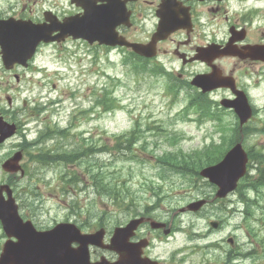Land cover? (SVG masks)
<instances>
[{
  "label": "rangeland",
  "instance_id": "1",
  "mask_svg": "<svg viewBox=\"0 0 264 264\" xmlns=\"http://www.w3.org/2000/svg\"><path fill=\"white\" fill-rule=\"evenodd\" d=\"M26 1L0 0V8L10 10L11 6H14V10H17L16 6ZM58 3H62V0H58ZM47 5V3H44V6ZM79 45L81 50H78L71 57L60 55L65 53L66 49H74L73 44L70 42L64 46L49 45L42 48L34 62L46 66V71H36L34 63V67L31 69L17 70L21 77V80L17 82L0 62V110H3L6 113V118L9 119L11 112L22 108L19 117L24 122L23 129L27 140H33L46 121L50 123L56 120L61 126L65 127L68 121L72 119L77 121V128L81 133H74L78 130L73 129L74 132L70 133L71 136H63L62 139L67 144L63 148H68L69 144H79L86 148L87 146L82 143L85 137L96 141V143L99 141L97 134L102 135L100 121L103 119V125L106 129L104 141L109 144V141L113 138V132L121 133L132 127V119L135 116H139L141 122L151 124L155 130L153 133L145 135L146 140L152 142V147L149 149L150 154H162L177 148L188 152L209 144L210 141L219 143L222 141L220 139L221 131L216 130L219 124L221 126L226 125V137L232 135L230 126L237 119L234 115H228V112L224 114V111L219 112L220 121L217 119L215 128L213 121L206 120L199 124L182 117L187 99L185 95H189L187 86L181 87L180 93L173 97L167 92L171 79L166 82L164 77L155 76L150 71H136L132 65V60L123 62L122 54L114 51L106 54L105 51L94 49V54L97 57L94 62L91 54L83 53L82 50L85 47L82 44ZM78 61L82 63L81 69L77 64ZM256 67L259 68L260 65ZM199 70L200 68L196 66L190 69L192 75ZM165 78L168 80L167 77ZM244 79L247 81L246 77ZM103 86L112 90V94L116 99L113 109L101 115V111L99 113L95 111L100 110V108H96L91 102L96 98V92H100L99 89ZM253 94L256 96L257 101L263 102V105L258 114L247 125L260 128L264 126V81L253 90ZM7 95L12 98L13 106L10 109H8L5 100ZM47 98L59 100V103L47 106L40 114L28 110L35 103L45 105ZM23 100H26L25 106H22ZM89 107H92L90 115L80 113H83V110ZM216 109L219 108L216 107ZM190 113L193 114V112ZM191 118H195V116ZM176 135L178 137L176 138V144H169V139ZM20 140L21 136L17 134L0 145V163L16 150L14 146ZM53 142H47V146H51ZM87 142L91 144L89 141ZM242 143L246 148L250 146L257 147L264 151V131L249 132L248 135H243ZM89 157V155H85L81 158V161H85L86 164ZM91 157L98 158L96 154ZM108 159L107 154L104 155V158L100 157L104 164H108L103 170L109 174V178L119 183L123 193L126 194L123 204H128L127 211H120L109 197H99L93 192L88 177L84 174L80 159L74 161L73 164L59 161V163L54 162L51 165L38 166L29 160L27 156H23L21 164H24L27 174L23 177L16 174L13 185L20 195L25 190L23 187H26V189L34 187L40 193L41 200L39 203L35 202L34 206H37V208L35 211H31L34 216L33 220L39 225L47 226L57 221L73 219L78 224L82 223L86 229L92 228L95 220L91 217L95 214H102L104 224L111 228L116 223L123 221L129 214L128 211H132L135 205H137V208L134 209V212L143 208L144 205L146 207L155 204L156 211H153L154 214H160L163 218H171L173 211L174 213L178 212L176 209L178 206L200 194L197 182H195L194 177L191 178V172L180 173V175L169 174L162 181L157 162L139 161L135 157H129V154L119 156V158L111 160V163ZM73 173L81 178V183L78 186H85V192L75 187L76 184L68 182L69 176ZM7 176L8 174L0 169V182L6 181ZM202 190L208 191V188L203 187ZM231 198L234 202L236 201L235 196ZM75 200L79 206L78 213H74L69 205ZM131 202H135V204L132 205ZM223 208L224 205L220 203L216 206L207 207L203 213L195 215L180 214L178 218L185 227L184 231L176 234L174 238L168 240V243L158 244L155 251L164 254L163 245L166 244H168L166 250H170L179 243L191 245L197 241H199L198 244H204L207 240H209L208 242L216 241L233 231L240 242V249L246 250V247H249V250L253 252V257L249 256V259L242 261V264H264V246L262 244L264 225L256 219V216L261 214L260 210H255L256 214L252 219H244L241 213L231 214L225 212ZM216 215L225 217L226 222H224L221 230L210 232L205 237L204 235L209 231L206 219ZM189 223L192 225L189 226ZM240 225L241 228L236 229ZM194 234L200 237L190 241L189 236ZM101 253H103L101 250H97L95 258ZM211 254L212 252L208 251L207 255L202 256L203 260L208 259ZM168 258H170V255ZM190 259L198 261L199 255L195 254Z\"/></svg>",
  "mask_w": 264,
  "mask_h": 264
},
{
  "label": "flooded vegetation",
  "instance_id": "2",
  "mask_svg": "<svg viewBox=\"0 0 264 264\" xmlns=\"http://www.w3.org/2000/svg\"><path fill=\"white\" fill-rule=\"evenodd\" d=\"M45 1H48L50 6L42 9L41 6ZM82 3L86 6L93 5L103 10L108 15L109 20L112 22L116 21L115 31L130 41L147 42L150 40L160 19L179 23L177 29L170 32L164 39L156 42L157 55L152 59L157 62L161 61V65L168 71V74H173V77L181 80L191 76L190 69L195 66L199 67L200 70L194 72L193 75L197 73L208 74L213 64L220 68L223 75L234 74V71L238 73L241 70L244 71V68H257L256 66L258 65L264 67V61L250 58L240 59L233 56L213 58L208 64V62L199 59L200 55L197 52L198 48L209 47L213 44L223 46L230 37L240 39V36H243L241 41H236L235 44L238 46L242 44H264V0H82ZM58 5V0H27L16 6L17 10H14V6H11L10 10L0 8V18L13 17L17 20H30L33 23H42L46 9L52 11L53 14H58L59 11L56 8ZM69 5L70 11L62 13L63 15L71 16L77 14L79 16L83 12L82 7L76 6L71 2H69ZM67 41L78 40L68 37L66 38ZM52 43L54 42H41L39 49L54 45ZM92 47L102 48L107 52L119 50L118 47L97 43H94ZM183 60L186 61L184 62ZM226 61L231 65L230 67L227 66ZM30 67L31 63L26 69ZM14 69H22V67L14 65ZM235 81L237 86H239L237 77H235ZM227 96L231 97L232 94L228 91ZM103 113L102 107L101 115ZM68 127L71 128L69 129ZM77 127L72 126V124L66 125V129L69 132L74 131L73 129L78 130ZM64 130L65 128L61 129V132ZM78 131L81 132L80 130ZM100 131L104 132L103 119L100 121ZM124 133H126V137L120 141L112 140L111 146L119 147V152L124 156L128 154V149H131L133 151L132 155L136 159L157 162L156 155L144 151L142 144L137 145V142H142V140H137L136 136L150 134L151 130L146 129V127L138 128L133 124ZM85 141L91 143V146L87 148L93 154L96 153L99 159L100 157L104 158L105 144L103 140L99 139L96 143V141L85 137ZM231 196L230 194L228 198L226 197L223 200L225 201L223 208L225 212L231 207ZM200 197L208 200L206 205H217V202L212 199V192L210 194L203 192ZM201 209L199 212H201ZM154 210L156 211L154 206H146L143 209H139L137 212L130 214L126 221L120 222L118 226L125 225L132 217L142 215L161 220L168 226L172 219L167 222V218H163L160 214H154ZM212 217H216L214 219L217 221V228L223 227L224 222H226L225 217L217 215ZM101 219L98 220V223L102 221ZM36 226L39 229L45 228L39 225ZM163 229L152 228L149 222H145L139 225L131 239L133 241H138L142 238L147 239L148 246L143 248L142 255L159 259V264H168L159 253L154 252V244H160L166 238V236H163ZM236 245H239V242L234 240L230 247H236ZM230 251H233V249H224L225 255L228 256ZM215 252L220 254L219 250H215ZM109 256L111 259L116 258L115 254L109 253Z\"/></svg>",
  "mask_w": 264,
  "mask_h": 264
},
{
  "label": "water",
  "instance_id": "3",
  "mask_svg": "<svg viewBox=\"0 0 264 264\" xmlns=\"http://www.w3.org/2000/svg\"><path fill=\"white\" fill-rule=\"evenodd\" d=\"M108 21L109 17L106 13H100L98 9L93 7H85L84 14L77 19V24L82 30H79L74 37H83L89 42L97 40L100 43L129 46L136 53L148 57L154 54L153 46L130 43L116 35L112 36V32H110L112 25H108ZM40 27L31 29L30 35L24 31L25 34L21 36L9 35L10 30L4 33L0 30V48L6 67H9L14 61L23 63L31 56L40 39L45 41L53 39L45 36L46 31L49 30ZM69 29L66 21H64L60 26V35L72 33ZM249 53L253 58L264 59V47H251ZM191 82L201 87L203 91L222 84L216 74L209 77L198 76ZM223 85L233 88L232 84ZM222 103L226 107L234 108L240 123L245 122L251 114V108L242 92H236L234 100L222 101ZM13 132L14 125L7 124L0 117V142ZM20 158L21 153L16 152L2 164V168L9 172L17 171L20 168L18 165ZM246 160V154L240 143H236L219 163L203 168L200 174L217 184L219 187L217 195L222 196L235 187L236 181L244 173ZM3 191L6 192L7 199L2 195ZM201 204L202 201L191 202L187 208L194 210ZM0 221L9 237L3 244L0 264H143L139 260L138 249H132L126 244L127 237L132 233L130 231L136 227L139 220H132L126 227L115 229L110 243L106 245L102 243L103 230L94 233H81L73 224L57 223L47 231H37L30 221H22L18 215L17 206L11 197V190L7 185H1ZM11 237H15L16 241H12ZM73 242H77L79 245L71 249L70 245ZM88 244L116 250L120 254L119 259L115 262H109L101 257L99 261L91 263L88 255Z\"/></svg>",
  "mask_w": 264,
  "mask_h": 264
},
{
  "label": "trees",
  "instance_id": "4",
  "mask_svg": "<svg viewBox=\"0 0 264 264\" xmlns=\"http://www.w3.org/2000/svg\"><path fill=\"white\" fill-rule=\"evenodd\" d=\"M235 127H237V126H235ZM235 127L233 129V131H235V134L232 133V135L228 139L224 140L223 144L229 145L230 142H232L236 139L237 130ZM223 144H221L220 146H222ZM69 151L72 153V154L71 153L70 154L73 157L70 154H68ZM249 153L252 156L253 155H260L259 153H253L252 151H249ZM67 154H68V157L66 156ZM74 154H76V155H74ZM89 154H90V152L88 149L82 147V145H79V146H76V147L69 149L66 152L63 151L62 153H58V155L56 154L57 157L55 159H58V160L61 159L62 161H64L66 158H69L72 160L66 159L65 162H72V161H75L76 159H78L79 157H82L83 155H89ZM50 157L53 158V156H51L47 153L46 157H45L47 159H44V160L47 161V160L51 159ZM70 157H72V158H70ZM34 158L38 159L39 157L37 155V156H34ZM175 162H176L175 156L166 157L165 164H167L166 166L168 167V169H172V170L177 169L178 171H180L181 169L182 170L184 169L185 166L183 167V165H181V164H177V163L175 164ZM88 166H90V164H88ZM89 172L91 173L90 170H89ZM78 178L79 177L77 175H72L71 179L68 180V182H72V183L76 184V180H78ZM90 178L93 180V185L96 187V189L99 193H103V194L107 195L108 197L110 196L112 199H115L116 197L121 195L122 190L119 189L118 186H116V182H114L111 178H109V174L107 172L104 171L102 173L99 171V174L98 173H91ZM260 183H262V180H259L257 182L251 181V185H253L254 187H257V185ZM31 190L33 191V194H35L34 190L33 189H31ZM254 202L259 203L260 201L255 200ZM258 206L263 207V205H261V204H259ZM253 210H254V208L250 209L249 212L253 213L252 212ZM259 219L264 223V210L262 211V214L259 217Z\"/></svg>",
  "mask_w": 264,
  "mask_h": 264
},
{
  "label": "bare ground",
  "instance_id": "5",
  "mask_svg": "<svg viewBox=\"0 0 264 264\" xmlns=\"http://www.w3.org/2000/svg\"><path fill=\"white\" fill-rule=\"evenodd\" d=\"M104 150H105V149H104ZM74 151H75V150H74ZM70 153H71V152L69 151L68 154H70ZM68 154L66 155L67 157H68ZM71 154H72V153H71ZM71 154H70V155H71ZM76 154H77V153H76ZM76 154H74V155H76ZM81 154H82V153H81ZM84 154H85V153H84ZM59 155H60V154H59ZM61 156H62V155H61ZM61 156H60V157H61ZM71 156H72V155H71ZM77 156H78V155H77ZM45 157H46V156H45ZM72 157H73V156H72ZM72 157H70V158H72ZM74 157H75V156H74ZM50 158H51V157H50ZM38 159H39V158H38ZM44 159H47V158H44ZM66 159H69V158H66ZM66 159H65V160H66ZM73 159H74V158H73ZM65 160H64V161H65ZM69 160H72V159H69ZM80 161H81V159H80ZM55 163H57V162H55ZM58 163H59V162H58ZM214 201H215V200H214ZM151 243H152V242H151ZM152 244H153V243H152ZM152 244H150V245H152ZM146 248H147V247H146ZM148 250H150V249H148ZM96 256H97V255H96ZM94 257H95V256H94Z\"/></svg>",
  "mask_w": 264,
  "mask_h": 264
}]
</instances>
